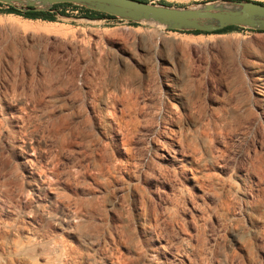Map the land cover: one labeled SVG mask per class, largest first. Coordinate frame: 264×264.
<instances>
[{
    "label": "rangeland",
    "instance_id": "obj_1",
    "mask_svg": "<svg viewBox=\"0 0 264 264\" xmlns=\"http://www.w3.org/2000/svg\"><path fill=\"white\" fill-rule=\"evenodd\" d=\"M80 12L0 11V264H264V32Z\"/></svg>",
    "mask_w": 264,
    "mask_h": 264
},
{
    "label": "water",
    "instance_id": "obj_2",
    "mask_svg": "<svg viewBox=\"0 0 264 264\" xmlns=\"http://www.w3.org/2000/svg\"><path fill=\"white\" fill-rule=\"evenodd\" d=\"M219 1L218 5L215 2ZM20 9L48 10L54 3L71 2L128 21H149L170 30L214 32L236 25L264 30V3L256 0H214L195 6H173L143 0H0ZM225 4H227L225 6Z\"/></svg>",
    "mask_w": 264,
    "mask_h": 264
},
{
    "label": "trees",
    "instance_id": "obj_3",
    "mask_svg": "<svg viewBox=\"0 0 264 264\" xmlns=\"http://www.w3.org/2000/svg\"><path fill=\"white\" fill-rule=\"evenodd\" d=\"M143 1H148V0H143ZM258 2H262V1H258ZM262 3H264V2H262ZM68 4H74V3H71V2L54 3L51 6V8L48 10H40V9L35 10V9H32L31 7H28L27 9L23 10V9L17 8L14 5H9V4H5L3 2H0V7L5 6V8H3L0 11L6 12V13H13V14L20 15V16H23V17L29 18V19H42V20H47V21H57L58 15H66V16L68 15L67 14L68 12H66V10L62 8L63 5H68ZM80 15L82 17H85L88 19H95V18H101V17L115 18V16L110 15L108 13L93 10V9H90V8H87L84 6H82V10L80 12ZM129 22H131V21H129ZM240 28H241V26L229 25V26H225L221 29H218L214 32H206V31H201V30H189V31H185V32H190L192 34L223 33V32H228L230 30H237ZM249 29L251 31L264 32V30L251 29V28H249ZM176 31H181V30H176Z\"/></svg>",
    "mask_w": 264,
    "mask_h": 264
},
{
    "label": "crops",
    "instance_id": "obj_4",
    "mask_svg": "<svg viewBox=\"0 0 264 264\" xmlns=\"http://www.w3.org/2000/svg\"><path fill=\"white\" fill-rule=\"evenodd\" d=\"M63 9L67 10L68 8H75V9H79L82 10V6L81 5H77V4H68V5H63L62 6Z\"/></svg>",
    "mask_w": 264,
    "mask_h": 264
},
{
    "label": "built area",
    "instance_id": "obj_5",
    "mask_svg": "<svg viewBox=\"0 0 264 264\" xmlns=\"http://www.w3.org/2000/svg\"><path fill=\"white\" fill-rule=\"evenodd\" d=\"M78 10L79 9H75V8H68L67 10H66V12H71V13H77L78 12Z\"/></svg>",
    "mask_w": 264,
    "mask_h": 264
},
{
    "label": "bare ground",
    "instance_id": "obj_6",
    "mask_svg": "<svg viewBox=\"0 0 264 264\" xmlns=\"http://www.w3.org/2000/svg\"><path fill=\"white\" fill-rule=\"evenodd\" d=\"M219 3H220L219 1L215 2L216 5H218ZM226 5L227 4H225V6ZM262 81H264V79ZM173 93H174L173 95H175L177 98H180L179 94H177L175 91Z\"/></svg>",
    "mask_w": 264,
    "mask_h": 264
}]
</instances>
